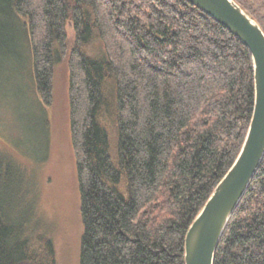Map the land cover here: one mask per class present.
Masks as SVG:
<instances>
[{
    "label": "trees",
    "instance_id": "16d2710c",
    "mask_svg": "<svg viewBox=\"0 0 264 264\" xmlns=\"http://www.w3.org/2000/svg\"><path fill=\"white\" fill-rule=\"evenodd\" d=\"M235 2L264 32V0ZM15 33L46 104L55 68H69L79 264H185L186 232L248 130L247 48L188 0H0V42ZM4 160L0 264H59ZM213 264H264V158Z\"/></svg>",
    "mask_w": 264,
    "mask_h": 264
},
{
    "label": "rangeland",
    "instance_id": "374dc122",
    "mask_svg": "<svg viewBox=\"0 0 264 264\" xmlns=\"http://www.w3.org/2000/svg\"><path fill=\"white\" fill-rule=\"evenodd\" d=\"M67 35L73 40L70 26ZM17 38L16 33L10 38L6 34L0 42V158L18 170L9 168L17 176L14 183L22 184V211L29 212L32 207L26 204L32 203V215L53 241L58 263L79 264L82 224L70 128L69 68L67 63L55 68L52 98L46 104L37 92L28 49L24 53ZM11 42L17 43L16 49ZM9 54L15 61L6 59ZM2 169L6 172L7 166ZM25 191L29 195L24 197Z\"/></svg>",
    "mask_w": 264,
    "mask_h": 264
},
{
    "label": "water",
    "instance_id": "95a60500",
    "mask_svg": "<svg viewBox=\"0 0 264 264\" xmlns=\"http://www.w3.org/2000/svg\"><path fill=\"white\" fill-rule=\"evenodd\" d=\"M233 34L252 59L254 104L241 150L185 235V264H213L222 234L264 158V32L235 0H188Z\"/></svg>",
    "mask_w": 264,
    "mask_h": 264
}]
</instances>
